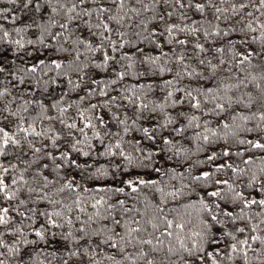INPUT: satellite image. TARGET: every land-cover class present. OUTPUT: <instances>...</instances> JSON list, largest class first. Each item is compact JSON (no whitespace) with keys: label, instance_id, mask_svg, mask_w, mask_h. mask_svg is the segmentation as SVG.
Returning a JSON list of instances; mask_svg holds the SVG:
<instances>
[{"label":"snow or ice","instance_id":"snow-or-ice-1","mask_svg":"<svg viewBox=\"0 0 264 264\" xmlns=\"http://www.w3.org/2000/svg\"><path fill=\"white\" fill-rule=\"evenodd\" d=\"M0 264H264V0H5Z\"/></svg>","mask_w":264,"mask_h":264},{"label":"trees","instance_id":"trees-1","mask_svg":"<svg viewBox=\"0 0 264 264\" xmlns=\"http://www.w3.org/2000/svg\"><path fill=\"white\" fill-rule=\"evenodd\" d=\"M0 6H5V0H0ZM159 77H157L158 79ZM251 154V153H250ZM259 154V153H258ZM190 162V161H189Z\"/></svg>","mask_w":264,"mask_h":264}]
</instances>
